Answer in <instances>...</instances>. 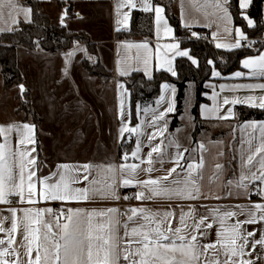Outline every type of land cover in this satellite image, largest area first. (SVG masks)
I'll list each match as a JSON object with an SVG mask.
<instances>
[{"label": "crops", "instance_id": "obj_1", "mask_svg": "<svg viewBox=\"0 0 264 264\" xmlns=\"http://www.w3.org/2000/svg\"><path fill=\"white\" fill-rule=\"evenodd\" d=\"M40 1L42 2L41 10L45 15L56 17L61 13V17L64 18L63 11L65 9L63 8L64 10L62 11L60 3L61 1L66 2V8L71 9L66 17L67 25L72 26L77 32L87 33L92 43L96 46V52L90 51L84 43H76L73 48L57 53H46L40 49H27L28 51L24 56L27 63L20 69L22 74L21 85L27 89L25 92H21V85L18 84L5 86V79L0 71V128L6 129L0 133V144H5L3 150L5 162L12 167L13 175L18 179L21 164L19 154L27 152L28 154L23 158L25 173L30 169H34L36 172L34 179L43 180L52 177V179H49V183H55L58 182L60 174H65L69 178H80V182L70 185L73 188L90 187V181L104 180L105 178L109 182L113 178L120 181L122 179V173L119 171L121 164L136 163L140 165L139 160L131 158V153L136 150L137 133L124 132L121 134L120 129L137 127L143 133L140 137L143 144L142 155L150 152V143L152 145L160 144L161 153L152 154L154 159L158 156H163L165 161L163 165L155 164L158 169L167 170L175 166L174 157L176 156L177 148L174 145L169 146V141H175L180 146V151L187 149V152H184L182 165L193 160L199 162L201 158L203 159V167L193 173L200 186L202 196L196 200L168 201L158 198L141 202L134 198L124 199L125 194L134 196L138 189L119 187V200L102 199L97 196L81 202L40 201L33 204H0V215L3 216L11 217L8 209H17L16 221L18 227L17 232L12 234L15 243L11 247L19 250L22 261L25 257L23 255L24 248L21 245L26 243L23 241L24 221L21 211L23 209L44 210L51 208L53 210L52 215L45 214L41 218V224H32L33 228H40L41 241L43 240V234L47 231L43 227V222L53 221V232H58L59 229L56 227V223L63 224L66 222L65 216L68 215V209H82L85 212H91L93 210L101 211L115 207L120 209L121 213H126L133 207H143L153 212L172 211L175 213L171 220L173 228L179 227L181 210L188 212L190 207H195L197 219L201 216H207L208 220L206 222L213 220L210 213L214 208H219L222 213L224 210H231L237 213L236 216L225 221L226 225L248 220L250 211H255L257 218H259L261 212L254 209L253 206L257 203L264 204V195H261L258 200L252 198L251 185L259 181L251 182V173L260 174L259 161L264 158V151H257L261 145H264V129L260 127V125L264 124V120H246L237 126L236 107L247 105L223 104L224 99L264 96V90L259 88L237 87L238 85L264 84V77L251 76L250 69L243 67V61L248 58H256L260 54L259 51L243 57L240 68L227 75L222 74L216 68L213 69L212 77L205 83L207 92L204 96L208 101L200 105L204 128L198 135L197 143H194L195 121L192 109L196 100L195 83L191 82L188 85L185 109L180 117L181 125L171 131V116L175 113L177 107L178 89L176 85L163 82L157 98L140 100L137 103L138 119L134 122L131 91L124 80L135 72H142L148 78L149 76L152 78L157 72L171 74V72L167 71L168 66L165 63L167 60L172 61V66L177 72V59L182 57L178 52L187 51L191 56L190 50L182 46V41L169 21L166 8L162 3H155L154 0H151V4L154 7H164L162 16L173 31L165 33L163 26L157 25L154 13V33L153 38L150 40L143 37L132 39H120L118 37V33L131 29L134 11H142L140 10L141 0H133L137 5L136 8H132L125 3L124 6L119 7V10L118 5L121 0ZM15 2L24 8L30 7L23 0H15ZM203 4L204 0H199L196 5L193 4V0H173V10L179 17L182 26L185 27V24H188L189 26L185 28L192 30V33L199 30L208 31L215 46L217 43H235L239 39L235 32L236 28H240L248 37L247 33L236 25L230 6L233 23L228 26L232 29L231 34H228L224 31V23L219 21L217 16L212 15L213 9L210 6L201 7ZM2 11L3 18L0 19V33L10 32L22 22L29 23L24 19V15L21 12L16 17L19 23L13 24L12 18L9 16L11 9L5 6ZM125 13L129 14V18L126 21L124 20ZM13 14L15 15V13ZM30 20H33V9ZM81 23L83 26H77ZM61 25L66 26V24ZM9 28L11 29L10 31ZM248 39L250 38L248 37ZM244 42L241 41L242 47ZM173 43L179 44L178 50L165 47ZM144 44L148 45L147 49L137 47V45ZM128 45L132 46L129 47ZM219 49L225 51L236 50ZM261 49H264V45ZM69 53L75 54L69 57ZM89 56L96 58L102 67L101 70L106 71L108 76L102 77L87 69L84 61ZM145 61H147V64H145ZM31 64H34V68L30 72L26 67ZM121 71H124L125 75L122 76ZM216 72H219L220 76H216ZM236 72H241L245 75L237 78L235 76ZM165 83L176 88L175 110L172 113H168L165 117L168 121L167 127L161 132L158 130V125L163 124L164 121H158L157 126H152L153 112L144 113L142 110L147 108L164 111L170 99L169 94L163 88ZM120 84H124L127 89L124 97L121 95ZM161 97H165V100L157 104ZM211 97H215V99ZM27 99L31 102L33 111L41 118L39 126L33 121L32 115L25 114L21 108L22 102L27 101ZM121 99H124L126 113L123 121L120 118ZM218 105V110L213 111V109H217ZM229 110H231L232 116L226 117V113ZM129 112L130 115H128ZM25 123L29 126H34L33 133L29 134L26 129H23L22 125ZM222 126L227 127L223 128ZM7 129H11V131ZM150 133H156L155 139L151 142L147 139ZM29 135L34 138V143L29 142ZM21 139H24V144L20 143ZM132 140V147L121 149L122 144ZM200 144L204 145L203 149L199 148ZM32 149H35V151H32ZM124 153L129 156L127 161L123 160ZM250 155L253 157L251 165L247 162ZM33 158L36 163L28 165L27 161ZM64 165H67L69 169L66 173L62 167ZM84 165L92 166L88 173L82 170ZM217 165L221 167L218 169ZM110 166H114L116 171H108L107 169ZM140 166L147 167L146 161ZM177 172H181V169L178 168ZM86 174L88 175V180H83L82 178ZM162 175H164V171H156L152 174V177L158 178ZM242 175L245 177L244 183L249 185L247 191L236 187V183ZM175 177L176 173H173L170 180ZM140 178L147 179L148 176L141 172ZM229 181L232 182L231 185ZM95 187H101V185L98 184ZM42 188L43 185L37 183V191L40 192ZM59 205L63 206L65 212H63L64 216H60L59 220L55 221L54 217L59 215L56 212ZM102 219L101 217L94 218V224ZM119 220V236H123L124 223H129V229L139 226L128 222L126 215H120ZM191 222L189 221V223ZM4 227L5 229H10L11 220H6ZM207 231L209 235L206 237L198 235L199 242L201 244H216V247L208 249L206 258H215L223 261L225 259L222 254L223 247L221 243H217L219 239L217 233L220 231L219 223H213V227ZM253 231L255 236H248L249 243L245 248L246 253H252L251 256L233 257V260L253 259L255 264H264V260L257 259L258 254L264 255V246L257 243V241L264 239V222L242 223L241 234ZM228 235L231 234L229 233ZM0 239L7 242V232L0 233ZM241 243L242 240L238 239L237 246ZM123 246V242H121V248ZM132 247H136V245L133 244ZM253 247L255 251H252ZM36 254L34 250L32 253L33 259ZM170 255H175L178 259L181 258L178 252ZM8 259H12V257L9 256ZM42 264H44L43 260ZM120 264H127V262L121 260Z\"/></svg>", "mask_w": 264, "mask_h": 264}, {"label": "snow or ice", "instance_id": "obj_2", "mask_svg": "<svg viewBox=\"0 0 264 264\" xmlns=\"http://www.w3.org/2000/svg\"><path fill=\"white\" fill-rule=\"evenodd\" d=\"M199 0H193V4H198ZM132 8H136V3L133 0H121L119 7L124 4ZM232 0H204V4L201 7L210 6L213 9L212 15L217 16L219 21H222L225 25L224 31L231 34L232 29L228 27L233 23L232 13L230 11V5ZM238 8L240 9V16L246 21L247 26L255 28L257 26L256 21L250 17L248 9L253 5V0H237ZM7 6L11 9L9 16L12 18L13 24H18L19 20L16 18L21 12L24 15V19L31 22L30 15L32 12L31 7L24 8L18 5L15 0H0V19L3 18V8ZM144 12L154 11L155 20L157 25H162L165 33H171L173 30L168 26L167 21L162 16L164 7H154L151 4V0H141V9ZM70 9L64 10V16L67 17ZM15 13V15L13 14ZM129 14H124V20H128ZM119 22V21H118ZM63 23V20L61 21ZM185 24V27H188ZM11 29L9 28V31ZM119 31V29H117ZM235 32L239 39L235 43L220 44L217 43V48L226 49H239L242 47L241 41H248V37L240 29L236 28ZM196 36V33H192ZM199 38V37H197ZM253 42L248 41L247 46L251 47ZM131 47L132 45H128ZM137 47L148 48L147 44L137 45ZM165 47L169 49H179L178 43L168 44ZM259 55L256 58H248L243 61V67L250 69V75L254 77H264V49H260ZM75 53H69L68 56H72ZM178 54L182 57H188L191 62L196 65L198 61L193 59L187 51H179ZM167 71L171 72L173 76L177 75V72L172 66V61L167 60ZM209 63H212L209 61ZM147 64V61H145ZM121 75H125L124 71H121ZM216 76H220L219 72L215 73ZM244 73L236 72L237 78L244 76ZM151 79V76H149ZM223 87V86H222ZM238 88L254 89L259 88L264 90V84L259 85H238ZM122 97L126 96L127 89L124 84H120ZM166 93L169 94V102L164 111L143 109L142 112H153V118L151 120L152 126H157L158 121H164L163 124L158 125L159 131H164L167 127L168 121L165 119L168 113H172L175 110V94L176 88L167 83L163 85ZM21 92L24 91L23 85L20 86ZM215 99V97H211ZM165 97H161L157 101L160 104L164 101ZM223 104H244L253 108L264 109V96L255 97L247 96L245 98L224 99ZM213 109V111L218 110ZM130 115V112L128 113ZM125 107L124 99H121L120 103V118L123 121L125 119ZM232 112L229 110L226 113V117H231ZM221 117V118H226ZM23 129H26L29 134L34 132V126L28 124L22 125ZM261 129H264V124L260 125ZM6 129L0 128V133ZM11 131V129H7ZM121 134L124 132L137 133L136 150L131 153L133 160H139L140 165H143L146 161L147 167H141L136 163H125L119 166V171L122 173V179L117 181L113 178L110 182L105 178L104 180H92L90 181V187L85 188H73L70 185L80 182V178H69L65 174L59 175L58 182L49 183L50 178L43 180L34 179L36 172L34 169H30L25 173V164L23 158L27 155V152H21V164L19 169L18 179L13 175L12 167L5 162L4 148L5 144H0V204H11L13 200L11 197H18L15 201L19 204H33L40 201H63V202H81L88 201L93 197H100L102 199L119 200L120 195L118 192L119 187L124 188H136L134 196L125 194L124 199H136L141 202L162 198L168 201L172 200H196L200 199L202 193L197 179L193 176V173L203 167V159L199 162L195 160L182 165L184 160V152L187 149L180 151V146L175 141H169V146H175L177 148L176 156L174 157V167L167 170L158 169L155 167L156 163L163 165L165 162L163 156L153 158V153H161L160 144L152 145L150 143V152L142 155V141L140 137L143 135L140 128L137 127H124L120 129ZM156 133L148 134V141L151 142L155 139ZM28 140L30 143H34V138L29 135ZM24 139L20 140L21 144H24ZM162 143V142H161ZM204 145L200 144L199 148L203 149ZM35 151V149H32ZM195 151V150H194ZM257 151H264V145H261ZM14 155V154H13ZM129 156L127 153L123 154V160L127 161ZM248 164L251 165L253 157H248ZM35 159H29L28 165H34ZM64 172H68V166H62ZM91 165H84L83 171L88 173L91 169ZM221 166L217 165L219 169ZM180 168L181 172H177ZM108 171H116L114 166H110ZM79 171V170H78ZM156 171H164V175L153 178L152 174ZM145 173L148 178L141 179L140 173ZM260 174L251 173V182L259 181L264 185V158L259 161ZM176 173V177L170 180L172 174ZM183 174V175H182ZM83 180H88V175H84ZM245 177L242 175L240 180L236 183V187L240 189L248 190L249 185L244 183ZM37 183L43 185L40 192L37 191ZM231 181L229 184L231 185ZM101 185V187H95V185ZM258 194L264 195V188H260ZM231 195V193H229ZM39 197V199H37ZM254 209L259 210L261 215L257 218L255 211H250L248 220L244 222L237 221L234 224L226 225L225 221L231 217L237 215L236 212L231 210H224L223 213L219 208L211 210V216L213 220H208L207 216H201L196 218L195 207H190L188 212L181 210L179 216V227L173 228L171 226V220L175 213L172 211L153 212L143 207H133L126 213H121L118 208H108L106 210L91 212H85L82 209H68V215L65 216L66 222L63 224L56 223L58 232H53V221H44L43 227L47 231L43 234V240L40 238V228H33L32 224H41V218L45 215H52L53 210L51 208L44 210L23 209V243L21 247L24 248L25 259L21 260V253L17 248L11 247L15 243L12 238V234L17 232V209L10 208L8 211L11 213V217L0 215V233L7 232V242L0 239V264H120L121 260L127 262V264H255L253 259L238 261L233 260V257H240L243 255L251 256V252H245L249 241L248 236H255V232H247L241 234L240 228L242 223H260L264 222V204L257 203ZM126 215L127 221L138 224L139 226L131 227L129 229V223H124L123 236L118 234V226L120 225L119 216ZM60 216H64L61 212L58 216L54 217L55 221H58ZM103 218L98 223L94 224V218ZM11 220V228L5 229L4 222ZM189 221H192L189 223ZM219 223L220 231L217 233L218 241L223 247V255L225 259L223 261L219 259H207L206 253L208 249H214L216 244L205 243L201 244L198 240L200 237H206L209 235L208 229L213 227V223ZM231 235H228V234ZM129 238V239H125ZM135 238V239H134ZM242 240V243L237 246V240ZM226 241V243H225ZM121 242L123 247L121 248ZM260 245L264 246V239L257 241ZM7 244V246H5ZM135 244L136 247H132ZM119 249V251H118ZM36 251L35 258H32L33 251ZM42 250V251H41ZM252 251H255L253 247ZM179 253L181 258H177L174 253ZM101 253L103 254L101 256ZM11 256L12 259H8ZM257 259L264 260V255L258 254Z\"/></svg>", "mask_w": 264, "mask_h": 264}, {"label": "trees", "instance_id": "obj_3", "mask_svg": "<svg viewBox=\"0 0 264 264\" xmlns=\"http://www.w3.org/2000/svg\"><path fill=\"white\" fill-rule=\"evenodd\" d=\"M25 4L33 9V20L29 23L22 22L12 31L0 33V42L8 43L5 47L0 43V66L5 79V86L11 84H22V74L17 61V48L23 46L29 50H42L46 53H57L69 50L76 43H84L87 48L96 52V46L92 43L90 36L84 32H72L66 26H56L42 10L40 0H23ZM155 3H162L166 8L169 21L175 28L177 36L182 41V46L190 50L193 57L199 60L198 66H195L188 57L177 59V76H172L167 72H157L150 79L142 72H135L130 77L125 78L132 96V111L134 122L138 119L137 103L143 99L157 98L161 84L169 82L176 85L177 107L171 116L170 130L173 131L181 125L180 117L185 109V100L189 83H195L196 100L192 109L195 121V130L193 141L197 143L198 135L204 128L203 119L200 114V105L208 101L204 94L207 92L205 83L212 77L213 69H218L222 74L227 75L241 66V59L250 54L257 53L264 42L258 40L255 48H244L233 51L219 49L211 40H202L192 35V30L182 26L179 17L173 10V0L167 2L154 0ZM234 14L235 23L241 27L249 38L261 39L264 37V0H253L252 7L248 10L251 18L256 21L257 26L250 28L245 20L240 16V9L237 0H232L230 5ZM71 10V9H70ZM154 33V12H144L136 10L132 16V25L129 31L118 33L120 39H132L143 37L152 39ZM212 61L213 63H209ZM84 65L92 73L105 77L106 72H96L88 66L87 60ZM99 68L102 67L99 65ZM108 76V75H107ZM237 118L236 125L246 120H264V109L251 108L239 105L236 107ZM33 121L39 126L41 118L34 111L32 112ZM133 140L124 143L121 149L132 147Z\"/></svg>", "mask_w": 264, "mask_h": 264}, {"label": "rangeland", "instance_id": "obj_4", "mask_svg": "<svg viewBox=\"0 0 264 264\" xmlns=\"http://www.w3.org/2000/svg\"><path fill=\"white\" fill-rule=\"evenodd\" d=\"M161 1H165L167 2L168 0H161ZM61 7H62V11L64 9H66L67 7V3L64 2V1H61ZM64 8V9H63ZM64 12V11H63ZM72 14V13H71ZM50 18V20L52 21V23H54L56 26H60L61 24H66V27L69 29L70 27V30L73 31V32H77L75 29H73L72 26H69L67 25V20H66V17H61V13L58 15V16H48ZM55 19V20H54ZM63 20V23H61V21ZM61 23V24H60ZM84 24V22H83ZM83 24L81 23L80 25H77V26H83ZM78 33V32H77ZM0 43H2V45H4L5 47H8V43L5 44L4 41H1ZM27 48L23 47V46H20L17 48V61L19 63V69H22L25 65V63H27V61L25 60V54L27 53ZM192 56V55H191ZM193 57V56H192ZM194 59H196L198 61V64H199V60L196 58V57H193ZM191 61V60H190ZM87 62H88V66L90 67V69L96 71V72H106V71H103L99 68V63L98 61L96 60V58L92 57V56H89L88 59H87ZM212 62V61H211ZM213 63V62H212ZM198 64H196L195 66H198ZM27 70H29L30 72L33 70L34 68V64H31L30 66L26 67ZM0 71H1V66H0ZM34 72V71H33ZM26 94V93H25ZM22 110L25 114H28L31 116L32 112H33V107L31 105V102H29V100L27 99V101L25 102H22ZM223 128H226L227 126H222Z\"/></svg>", "mask_w": 264, "mask_h": 264}, {"label": "built area", "instance_id": "obj_5", "mask_svg": "<svg viewBox=\"0 0 264 264\" xmlns=\"http://www.w3.org/2000/svg\"><path fill=\"white\" fill-rule=\"evenodd\" d=\"M196 38L199 37V39H202V40H211V34L208 32V31H204V30H199V31H196ZM260 40L262 42H264V37L261 38V39H253V38H250L248 39V41H251L253 42L252 46L251 47H248L247 44H248V41H245L243 43V47L244 48H255L256 47V42ZM260 188H264V185H262L260 182H255L251 185V192H252V198L255 199V200H258L260 199L261 197V194H258L259 192V189ZM130 195V194H129ZM11 199L13 200V204H19V203H16L15 201L18 200V197H11ZM57 214H60L61 212H65V209L63 208L62 205H59L57 207Z\"/></svg>", "mask_w": 264, "mask_h": 264}, {"label": "water", "instance_id": "obj_6", "mask_svg": "<svg viewBox=\"0 0 264 264\" xmlns=\"http://www.w3.org/2000/svg\"><path fill=\"white\" fill-rule=\"evenodd\" d=\"M23 88H24V91L23 92H25L27 89L23 86ZM132 134H135V133H132Z\"/></svg>", "mask_w": 264, "mask_h": 264}]
</instances>
